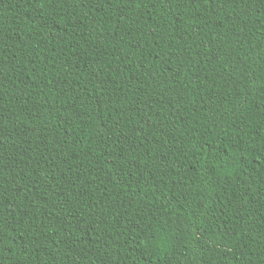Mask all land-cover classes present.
Masks as SVG:
<instances>
[{
	"label": "trees",
	"instance_id": "16d2710c",
	"mask_svg": "<svg viewBox=\"0 0 264 264\" xmlns=\"http://www.w3.org/2000/svg\"><path fill=\"white\" fill-rule=\"evenodd\" d=\"M0 264H264V0H0Z\"/></svg>",
	"mask_w": 264,
	"mask_h": 264
}]
</instances>
